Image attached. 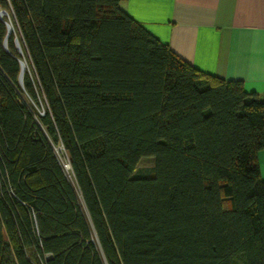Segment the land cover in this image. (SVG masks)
I'll use <instances>...</instances> for the list:
<instances>
[{
    "label": "trees",
    "instance_id": "trees-1",
    "mask_svg": "<svg viewBox=\"0 0 264 264\" xmlns=\"http://www.w3.org/2000/svg\"><path fill=\"white\" fill-rule=\"evenodd\" d=\"M121 1L0 0V264H264V96Z\"/></svg>",
    "mask_w": 264,
    "mask_h": 264
},
{
    "label": "crops",
    "instance_id": "crops-1",
    "mask_svg": "<svg viewBox=\"0 0 264 264\" xmlns=\"http://www.w3.org/2000/svg\"><path fill=\"white\" fill-rule=\"evenodd\" d=\"M120 7L193 67L264 96V0H123ZM257 158L264 178V149Z\"/></svg>",
    "mask_w": 264,
    "mask_h": 264
},
{
    "label": "rangeland",
    "instance_id": "rangeland-1",
    "mask_svg": "<svg viewBox=\"0 0 264 264\" xmlns=\"http://www.w3.org/2000/svg\"><path fill=\"white\" fill-rule=\"evenodd\" d=\"M8 16H9V19H10V22H11L10 33H15V28H14V24H13L12 18L10 16V14H8ZM23 62H24L25 68H26L25 61L23 60ZM44 108H45V105H44V102L42 100H40L37 105H34V109L36 111L40 112V113L43 112ZM55 149H56V156H57V158L59 159V161L62 164L64 162V158H63V155H62L61 147L60 146H56ZM153 165H154V162H153L152 158H148V157L143 158V159H141L139 161V163H138V165L136 167V173L139 174V175L150 174V173H152ZM65 170L67 171L68 168H65Z\"/></svg>",
    "mask_w": 264,
    "mask_h": 264
},
{
    "label": "water",
    "instance_id": "water-1",
    "mask_svg": "<svg viewBox=\"0 0 264 264\" xmlns=\"http://www.w3.org/2000/svg\"><path fill=\"white\" fill-rule=\"evenodd\" d=\"M3 12H5L4 10H1L0 11V17H1V14L3 13ZM6 27H7V33H6V36H5V39H4V47L6 48V39H7V37L9 36V31H8V25H7V23H6ZM16 49H17V51L18 52H21V49H20V47H19V44H18V42L16 41ZM20 66H21V72H20V75H19V81H21V78H22V73H23V70H24V68H25V65H24V62L21 60L20 61Z\"/></svg>",
    "mask_w": 264,
    "mask_h": 264
},
{
    "label": "bare ground",
    "instance_id": "bare-ground-1",
    "mask_svg": "<svg viewBox=\"0 0 264 264\" xmlns=\"http://www.w3.org/2000/svg\"><path fill=\"white\" fill-rule=\"evenodd\" d=\"M1 15L7 17V21H6V23H7V25H8V31H9V33H10V30H11V22H10V19H9L8 13H6V11H5V12H3Z\"/></svg>",
    "mask_w": 264,
    "mask_h": 264
},
{
    "label": "built area",
    "instance_id": "built-area-1",
    "mask_svg": "<svg viewBox=\"0 0 264 264\" xmlns=\"http://www.w3.org/2000/svg\"><path fill=\"white\" fill-rule=\"evenodd\" d=\"M62 165L64 166V168H68V164L65 161L62 163Z\"/></svg>",
    "mask_w": 264,
    "mask_h": 264
}]
</instances>
